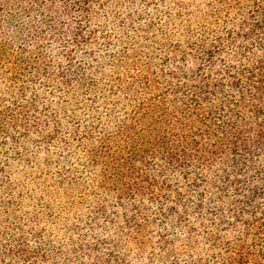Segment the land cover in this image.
Here are the masks:
<instances>
[{"label":"trees","instance_id":"trees-1","mask_svg":"<svg viewBox=\"0 0 264 264\" xmlns=\"http://www.w3.org/2000/svg\"><path fill=\"white\" fill-rule=\"evenodd\" d=\"M226 1L0 0V264H264V0Z\"/></svg>","mask_w":264,"mask_h":264},{"label":"rangeland","instance_id":"rangeland-1","mask_svg":"<svg viewBox=\"0 0 264 264\" xmlns=\"http://www.w3.org/2000/svg\"><path fill=\"white\" fill-rule=\"evenodd\" d=\"M177 2L178 0H170ZM193 1L195 5L202 6V8H205V6H211L213 8L224 6V9L229 8L230 4L226 0H188ZM175 9V7H173ZM230 11V8H229ZM54 172V171H52Z\"/></svg>","mask_w":264,"mask_h":264}]
</instances>
